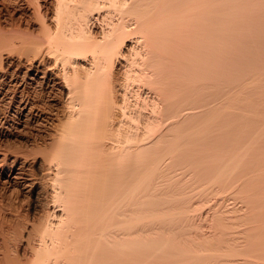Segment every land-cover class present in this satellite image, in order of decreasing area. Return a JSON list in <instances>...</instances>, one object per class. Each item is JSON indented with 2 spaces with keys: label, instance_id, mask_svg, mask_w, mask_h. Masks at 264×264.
Segmentation results:
<instances>
[{
  "label": "bare ground",
  "instance_id": "6f19581e",
  "mask_svg": "<svg viewBox=\"0 0 264 264\" xmlns=\"http://www.w3.org/2000/svg\"><path fill=\"white\" fill-rule=\"evenodd\" d=\"M37 1L3 0L45 6L30 39L0 19V264H264V0Z\"/></svg>",
  "mask_w": 264,
  "mask_h": 264
},
{
  "label": "rangeland",
  "instance_id": "374dc122",
  "mask_svg": "<svg viewBox=\"0 0 264 264\" xmlns=\"http://www.w3.org/2000/svg\"><path fill=\"white\" fill-rule=\"evenodd\" d=\"M41 2V0H38L37 2ZM2 2H3V0H2ZM1 2V0H0V19H3L4 21H10L11 19V21H13V22H18L20 25H21V29H22V32H20V35L22 36L23 35V39H30V38H32L33 36H35L36 34H37V32H38V21H37V18H36V16L38 17V13H39V15L40 16H42V17H44V12H46L45 10H46V8H45V6H43L42 7V5L43 4H41L40 2V6L38 7V12H37V9L35 10V8L36 7H28L27 5H22L21 7H22V9L20 8L19 9V7H18V9H17V6H15V5H11V6H9V3H8V5H7V3L6 2H3L4 4H6V5H4V6H6L7 7V9H6V7L4 8V6H3V3ZM39 3H38V5H39ZM3 6V7H2ZM12 7H13V9H12ZM8 11H6V10ZM43 9V10H42ZM12 13V14H11ZM35 13H36V15H35ZM41 13V14H40ZM10 15V16H9ZM29 15V16H28ZM12 16V17H11ZM31 16V17H30ZM6 17V18H5ZM34 17V18H33ZM11 18V19H10ZM21 22V23H20ZM30 23V24H29ZM26 34V35H25ZM28 35V36H27ZM25 37V38H24ZM25 47H24V45H23V48H22V50L24 49ZM23 70V69H22ZM21 70V71H22ZM21 74V72L19 73V78H20V75ZM115 73L113 74V80H115ZM118 76V78H120L121 77V75H117ZM121 81V80H120ZM130 82V81H129ZM138 85H141V83L139 82L138 83ZM11 87V86H10ZM22 87V86H21ZM47 87H45V86H40L39 84H35V83H33V84H31V85H28L27 86V94L29 95V97L32 99V101L36 104V103H38V105H41L42 107L43 106H45V107H47V106H49L50 105V103L52 104V102H51V100H50V94L47 92V89H46ZM133 90H132V94H133V96L131 95V97H130V99H129V97H128V99L129 100H127V105H128V107H126L124 110H125V113L128 115V122L129 123H132V124H139L140 122H141V120L145 117V115L144 114H146V115H148V113H150V102H151V99L150 98H147L148 96H145V94L143 95V96H141V97H139L138 95H137V92H138V90H137V86L136 87H131ZM9 89V88H8ZM29 89V90H28ZM139 89V88H138ZM8 92H9V94L7 95V97H5L4 95H0V110H3V111H1L0 112V119L2 118V117H4V114H5V111L7 110V104H8V102H9V99H7L8 98V96L12 93V90L11 89H9L8 90ZM31 92V93H30ZM38 92V93H37ZM134 93H136V94H134ZM18 95V94H17ZM32 95V96H31ZM48 95H50V96H48ZM36 97L35 99H33L34 97ZM40 96H41V98H40ZM141 99V100H140ZM39 100V101H38ZM144 100V101H143ZM146 101V102H145ZM128 102H129V104H128ZM43 103V104H42ZM138 103V104H137ZM9 106V105H8ZM147 106V107H146ZM44 108V107H43ZM142 108V109H141ZM137 110V113H135V111ZM138 110H140V111H142V113L140 112V111H138ZM127 111V112H126ZM133 111V112H132ZM2 113V114H1ZM4 113V114H3ZM129 113V114H128ZM135 113V114H134ZM143 114V115H142ZM3 115V116H2ZM139 115H141V116H139ZM140 117V118H139ZM138 119V120H137ZM233 120H235V119H233ZM233 120H231L232 122H233ZM224 126H222V128H223ZM245 127V126H244ZM244 127H243V129H244ZM1 129V128H0ZM216 129H217V127H216ZM215 129V127L212 129V130H216ZM218 130H220V132L218 131ZM225 131V130H224ZM223 131V132H224ZM4 132V129H1L0 130V134H2V133ZM219 132V133H218ZM221 133V134H220ZM217 135V137L219 136V137H221V139H219V137L216 139V135ZM215 134H210V135H208V138H204V140H202V144H201V146L205 143L206 145H208V147L210 146V143H212L211 142V140L213 141H219V142H217V143H215L214 141H213V143H215V146H213V147H215V148H213L212 147V145H214L213 143H212V145L210 146L211 147V149L212 150H210V149H208L207 148V146H205L206 147V149H205V147H203L207 152V158L209 157L208 155H211V156H216V155H218V156H216V157H210L211 159H213V160H211V159H206V153H205V150L203 149L202 150V148L199 150V147H198V145L195 143V145H196V147L198 148H196V152H195V154H193L194 153V151H192V150H194L195 149V146H194V149H192V150H189L190 152L188 153V149L187 150H184L183 152H184V154H183V152H182V150L180 151V153L178 152V154L176 155V156H174V158H173V160H171L170 162H171V164H170V166L172 167V165H173V167H172V169H174L173 171H174V173H173V171H171V173L173 174V175H176V173L175 172H177L178 174L176 175V176H179V177H182L183 176V172H186V173H184V176H183V178L186 176V175H188L189 176V172H192V173H190V176H194V177H196V176H200V178L203 176L202 174H205V176H203V177H205L206 179L210 176L209 174H207V171L205 172L204 170L202 171V170H200V169H198V168H200V167H202L204 164H208L209 166H214L213 165V162H214V160H215V165H217L216 163H218V165H219V163H220V160L221 159H219V158H221L220 157V149H222L223 147H226V146H228V145H226L225 144V142H227L228 140H229V137H228V135L227 136H225V134H223L222 133V130H221V126L216 130V133ZM214 136V138H212V137ZM210 137L212 138V139H210ZM226 139H225V138ZM233 137V136H232ZM231 137V138H232ZM230 138V139H231ZM236 138V137H235ZM225 140L224 141V144H222V142H223V140ZM206 140H208V144H207V141ZM201 141V140H200ZM222 141V142H221ZM194 143H192V145L194 144ZM197 143H199V142H197ZM221 143V144H220ZM218 144V145H217ZM199 145H200V143H199ZM219 145L221 146V147H219ZM204 146V145H203ZM219 149H218V148ZM190 148H191V146H190ZM189 148V149H190ZM193 148V147H192ZM209 151H212V152H209ZM197 150H199V151H197ZM217 150V152H215V153H218V154H216L215 155V153H214V151H216ZM202 151V154L201 153H199V152H201ZM182 152V153H181ZM191 152H192V154H193V156L191 157L189 154H191ZM205 153V154H204ZM209 153V154H208ZM181 154H183L184 156H182ZM191 154V155H192ZM187 155V156H186ZM194 155H197V156H199V157H197L196 159H198L197 161H195V159H194ZM205 155V157H203ZM183 157V158H182ZM218 157V158H217ZM187 158V159H186ZM191 158V159H190ZM200 158V159H199ZM215 158H217V160H218V162L216 161V159ZM189 159V160H188ZM203 159V160H202ZM206 159V160H205ZM174 160H175V162H174ZM194 162H193V161ZM205 160V161H204ZM180 161V162H179ZM188 161V162H187ZM191 161H192V163H195V164H193V167H194V165L196 166L194 169H196V171L194 170L193 171V168H191L190 166H191ZM202 164H199V162ZM203 161L205 162V163H203ZM210 161L212 162V164L210 165ZM186 162V163H185ZM190 162V163H189ZM197 162V163H196ZM174 163V164H173ZM183 163H184V165H183ZM189 163V164H188ZM188 164V166H186ZM174 165H176V166H174ZM179 165V166H178ZM184 167H188V169H184L183 168V166ZM198 165V166H197ZM179 167V168H178ZM217 168V166H214V167H211L212 169L213 168ZM209 169H210V167H208ZM215 168V169H216ZM189 169H192V170H190V171H188ZM197 169H198V172H197ZM178 170V171H177ZM181 170H182V173H181ZM184 170H186V171H184ZM201 171V172H200ZM188 173V174H187ZM194 173H195V175H194ZM197 173H200V174H197ZM202 179V181H203V178H201ZM205 181V180H204ZM25 196H23V195ZM21 195H19V198L21 199L20 200V205L22 206V208L23 209H25V208H27V206H28V203H29V199H30V197L27 195V193L25 194V193H22ZM217 194H213V196H216ZM28 197V198H27ZM24 202V203H23ZM28 202V203H27ZM204 204H205V207H202V206H204ZM202 206L200 205V207L201 208H206V206H207V204L206 203H204ZM29 207V206H28ZM26 210V209H25ZM203 223H205L204 221H203ZM207 223V222H206ZM201 229H203L202 231H204V230H207V226H203V227H200ZM200 228H198V229H200ZM209 229V228H208Z\"/></svg>",
  "mask_w": 264,
  "mask_h": 264
}]
</instances>
